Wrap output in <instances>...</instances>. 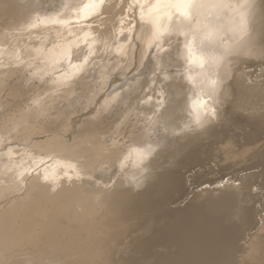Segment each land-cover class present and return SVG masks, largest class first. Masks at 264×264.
I'll return each instance as SVG.
<instances>
[{
  "label": "bare ground",
  "instance_id": "obj_1",
  "mask_svg": "<svg viewBox=\"0 0 264 264\" xmlns=\"http://www.w3.org/2000/svg\"><path fill=\"white\" fill-rule=\"evenodd\" d=\"M39 1L0 0V22L18 17L28 34H37L26 39L28 45L19 42L0 50V103L14 105L30 89L36 96L54 91L43 102L33 99L0 119V135L15 140L0 144V264H136L128 253L148 252L150 241L140 234L158 223L159 212L171 202L170 192L181 184L169 173L154 179L149 167L163 158L182 166L179 172L199 164L205 141L213 134L206 127L215 119L249 139L264 135V83H250L253 72L247 70L264 73V0H200L203 7L191 21L167 0H56L58 6L50 13L39 12ZM25 4L37 11L27 16L20 9ZM106 14H111L110 23L92 28L93 18ZM172 40L179 42L175 55L185 103L181 124L163 129L168 136L180 132V138L151 136L150 128L118 155L97 121L118 103H151L154 92L161 93L163 102V88L149 76L172 65H164L170 55L158 54ZM189 42L191 57L185 46ZM69 48L71 62L65 58ZM100 50L110 51L112 59L100 65L95 75L99 82L84 83L81 77ZM128 69L139 73L127 78ZM170 77L171 70L162 80ZM80 90L90 93L95 109L101 108L97 118L75 124V113L64 125V107ZM192 129L202 132L190 135ZM115 165L130 167L126 175L133 179L132 188H120L119 181L113 184L108 178L106 172ZM253 180L246 175L239 186L224 184L194 193L185 209L174 211L187 214L169 235L181 247L213 254V264H233V231H245L256 212ZM249 243L252 263L261 264L262 243ZM157 254L142 263H169L166 255Z\"/></svg>",
  "mask_w": 264,
  "mask_h": 264
},
{
  "label": "rangeland",
  "instance_id": "obj_2",
  "mask_svg": "<svg viewBox=\"0 0 264 264\" xmlns=\"http://www.w3.org/2000/svg\"><path fill=\"white\" fill-rule=\"evenodd\" d=\"M26 1L27 0H24L25 3ZM24 6L25 7L20 9L26 10L25 13L27 16L31 15V11H37L35 10V8L29 7L27 4H25ZM57 6L58 4L56 0H40L37 9L40 10L39 12L42 11L50 13L55 10ZM118 9H120V7H118ZM111 14L113 16L114 13ZM111 14L101 15L93 18L95 22L91 25L92 28L97 26L105 28L106 25L110 23L108 19L109 17H111ZM123 17L124 16H119L118 18ZM28 32L29 30H25L22 19L18 17L12 18L10 16L4 18V20L0 22V50L8 49V44H14L16 46V44H18L19 42L20 44L28 45L29 43L26 42V39L30 36L37 35L28 34ZM110 44H112V41L110 42ZM178 44L179 42H175L174 40H172L168 42V45L165 46L161 50V52H158V54L163 55L164 58H167L168 55H170L171 60L164 61V65H168V62L172 65H168L166 67L167 70L163 72H156V74L151 73L149 76L150 79L155 78L159 81L157 87L163 88L161 90V92H164L163 96L165 97L163 99V102L159 98L162 96L161 93L154 92V98H150L151 103L146 104L142 102H136L131 106L125 105V102L118 103L117 105H114L112 109L105 111L101 116V119L97 121V126H103L106 130L107 139L112 140L111 142L113 143V149L118 155H122L123 153H125L128 150L130 143L133 141H139L142 135L145 136V133L150 128L153 129L150 133L151 136L162 138L164 136H168L169 133L167 130L163 129L164 127L169 126L166 124H170V127L173 129L177 128L181 124V115L183 114V107L185 103V89L181 84V73H177L179 67L177 66L175 52L177 50ZM97 46H100V43L97 44ZM104 52V50H100L99 53H97V56L95 55L96 57L93 55L95 58L93 59L92 64L89 66L87 74L85 73L81 77V80H83L84 83H89L90 85H92V83L99 82V80H97V76L95 75L101 69L100 65L103 66L106 60L112 59L108 54L110 51H106L105 54ZM151 57L150 55L147 56V58ZM147 58L145 59V62L147 61ZM25 63L26 61L24 62V64ZM0 69H2V67H0ZM133 70L135 71L136 69H128L127 78L132 79L138 75L139 71L136 70V73ZM170 70L172 73V77L162 80V78L165 76V73L167 71L170 73ZM247 70L249 72H253V75L251 77L252 79H250L249 81L250 83H252L253 81L264 83V73L260 70V68H258L257 70H255L254 68H249ZM19 86L21 85L18 84L17 87ZM123 90L121 89L119 90V92ZM35 92L36 90L30 89L29 92L27 91L23 96L24 99H18L15 104H12L11 106L0 103V119L6 113H10L9 116H13L15 111L19 110L20 108H24L26 106L25 104L27 103L31 104V101L33 99H39L41 97L42 101L40 102H43L54 91L48 92L44 96H36ZM70 100L72 101V103L70 102V104L64 107L66 108L65 110H67V112L63 113V115L61 114L62 117L60 115L64 125L69 124V117L75 113L79 114L78 116H75L73 118L75 124H79L81 119L84 118H97V115H95V113L101 108L95 109L93 107L94 102L90 101L91 95L89 92L80 90L68 101ZM161 102L162 104L160 106L156 105L160 104ZM135 105L137 106L135 107ZM134 107L135 109H133ZM87 108L88 110H86ZM143 109L147 110L145 114L141 113V110ZM157 122L158 124H156ZM3 124L4 122H0V127H2ZM222 124L223 123L219 122L218 119H215V121L207 126L208 128L206 127V130L210 129L209 132L212 131L213 134L211 133V137L207 141H205L206 149H204L202 161L199 164L189 165L186 169L179 172V169L182 166H174V162L172 159L163 158L162 160H159V162H157L155 166H151L147 170V173L151 171L154 172V179H158L159 177L167 173L171 174L172 176L174 174L175 178H180L181 184L177 190L170 192V194H173H169L171 202H169L168 205H166L164 209L159 212L158 223L145 228L143 230L144 233L141 232L140 234L141 238L145 239L146 241H150L148 242L150 243L148 252L136 254L133 251L131 252V254L128 253V256L138 260V263L136 264H143L142 262L146 260L144 259V257H147L149 261L153 260L155 258L154 256H152L153 253L166 255L168 259H170L169 263L167 262V264H213V254L197 248L194 250H189L181 247L175 240V237L173 235H169V231L171 229L177 230L178 228H180L177 225H179L180 221L183 219V216L185 217V215L187 214L184 212L175 213L174 211L177 209H185L187 203L190 202L189 199L191 200L193 198L194 193L201 192L202 190H214L215 188L219 189L221 186L223 187L224 184L239 186L241 183V177L246 175L254 176L253 193L258 196L255 204L256 212L251 216L249 222L250 226L248 225L245 231H233V234L236 237L237 241V248L232 261L233 264H253L254 262L251 261V259L253 260V257L247 254L249 249H246L249 248V241L251 243L255 239L256 241L262 243L260 246L261 251L259 249L261 253L259 254L258 251L256 255H260L261 264H264V135L261 137L249 139L244 136L243 133H240L233 128H222ZM189 132L190 135H192L197 131L192 129ZM201 132L202 130H199L194 135L200 134ZM180 135V132L177 134L170 133L168 137L169 139L174 140L176 138H180ZM6 141H8L9 143L15 140L7 139L6 136L0 135V144H4L6 143ZM162 148L163 145L161 144L154 149L149 162L155 159L156 154ZM128 169H130V167L121 169L119 165H115L111 169V171L106 172V174H108V178L111 179V182H113V184L119 181L120 188H132L133 185H131V181L133 179L130 178V176L126 175ZM173 170H177L179 173ZM215 180L221 183L211 184ZM98 182L101 183L102 180L100 179L98 180ZM161 214H163L162 217ZM149 236H151L152 238ZM181 237L183 238V235ZM186 237L187 234H185V240L187 241ZM249 259L250 261H248Z\"/></svg>",
  "mask_w": 264,
  "mask_h": 264
},
{
  "label": "snow or ice",
  "instance_id": "obj_3",
  "mask_svg": "<svg viewBox=\"0 0 264 264\" xmlns=\"http://www.w3.org/2000/svg\"><path fill=\"white\" fill-rule=\"evenodd\" d=\"M159 3L160 0H157ZM167 2L172 3L176 6V13L183 17L185 20L191 21L193 18V15L196 14L201 7H203V4L200 3V0H167ZM92 3H98L103 4L104 0H92ZM87 18V15L85 16ZM171 19V16L169 17ZM163 35V34H161ZM186 48L188 49L189 56L191 57L192 51H191V42L187 43ZM65 58L71 62L72 58V49L69 48L67 52L65 53ZM83 63L87 62V57H85L82 61ZM201 104L204 103V101L200 102ZM213 117H215V110H212ZM47 180V176L45 177Z\"/></svg>",
  "mask_w": 264,
  "mask_h": 264
}]
</instances>
